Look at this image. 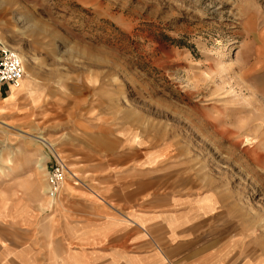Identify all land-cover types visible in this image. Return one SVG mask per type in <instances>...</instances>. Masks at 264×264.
<instances>
[{"label": "rangeland", "instance_id": "1", "mask_svg": "<svg viewBox=\"0 0 264 264\" xmlns=\"http://www.w3.org/2000/svg\"><path fill=\"white\" fill-rule=\"evenodd\" d=\"M2 47L23 76L0 97V197L57 226L67 194L146 161L215 198L220 264H264V0H0ZM54 155L74 177L52 200Z\"/></svg>", "mask_w": 264, "mask_h": 264}, {"label": "crops", "instance_id": "2", "mask_svg": "<svg viewBox=\"0 0 264 264\" xmlns=\"http://www.w3.org/2000/svg\"><path fill=\"white\" fill-rule=\"evenodd\" d=\"M126 165L104 169L99 194H67L57 226L28 201L0 197V264H220L231 234L215 198L164 188L146 161Z\"/></svg>", "mask_w": 264, "mask_h": 264}, {"label": "built area", "instance_id": "3", "mask_svg": "<svg viewBox=\"0 0 264 264\" xmlns=\"http://www.w3.org/2000/svg\"><path fill=\"white\" fill-rule=\"evenodd\" d=\"M23 76V65L19 54L6 47L0 48V87H17ZM69 169L58 155L53 156V164L47 175V197L56 199Z\"/></svg>", "mask_w": 264, "mask_h": 264}, {"label": "bare ground", "instance_id": "4", "mask_svg": "<svg viewBox=\"0 0 264 264\" xmlns=\"http://www.w3.org/2000/svg\"><path fill=\"white\" fill-rule=\"evenodd\" d=\"M12 99V96H10L6 101H12L11 100ZM38 140H40V143L42 144V145H44V147L46 148V149H49L50 151H52V149H51V145H48L44 140H42L41 138H37ZM44 141V142H43ZM55 156V155H54ZM37 167L40 169L41 167H42V164H38L37 165ZM69 175L71 176V177H74V175L69 171Z\"/></svg>", "mask_w": 264, "mask_h": 264}]
</instances>
